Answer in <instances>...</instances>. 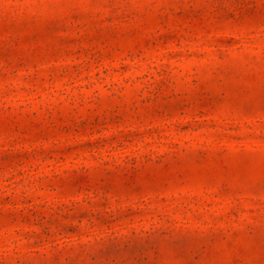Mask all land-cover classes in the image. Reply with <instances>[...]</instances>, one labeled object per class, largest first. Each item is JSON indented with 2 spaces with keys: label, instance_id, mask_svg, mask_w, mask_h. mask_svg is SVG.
I'll return each instance as SVG.
<instances>
[{
  "label": "rangeland",
  "instance_id": "rangeland-1",
  "mask_svg": "<svg viewBox=\"0 0 264 264\" xmlns=\"http://www.w3.org/2000/svg\"><path fill=\"white\" fill-rule=\"evenodd\" d=\"M0 264H264V0H0Z\"/></svg>",
  "mask_w": 264,
  "mask_h": 264
}]
</instances>
